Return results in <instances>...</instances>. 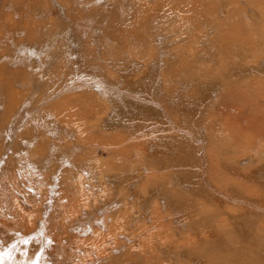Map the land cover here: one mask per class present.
<instances>
[{"label":"rangeland","instance_id":"1","mask_svg":"<svg viewBox=\"0 0 264 264\" xmlns=\"http://www.w3.org/2000/svg\"><path fill=\"white\" fill-rule=\"evenodd\" d=\"M252 1L0 0V264H264Z\"/></svg>","mask_w":264,"mask_h":264},{"label":"bare ground","instance_id":"2","mask_svg":"<svg viewBox=\"0 0 264 264\" xmlns=\"http://www.w3.org/2000/svg\"><path fill=\"white\" fill-rule=\"evenodd\" d=\"M248 3H249V0H246ZM252 1V0H251ZM227 2V1H226ZM252 2H256L255 0L254 1H252ZM252 5V4H251ZM239 27V26H238ZM217 76V75H216ZM218 78V77H217ZM222 79V78H221ZM251 79V78H250ZM226 82V81H225ZM224 82V84H227V82L225 83ZM255 86V85H254ZM262 96V95H261ZM264 97V96H263ZM258 101V100H257ZM256 101V102H257ZM264 102V101H263ZM259 103H262V102H259ZM254 104H256V103H253V105ZM252 105V106H253ZM262 105V104H261ZM256 106H258V104L256 105ZM254 107V106H253ZM260 107H262V106H260ZM255 109V108H254ZM259 112H261L260 111V109H259ZM256 113H258V112H256ZM261 113H263V114H261V115H258V116H256V119H255V123H256V125H257V128L258 129H260L261 131H259V132H261V133H263L264 134V112H261ZM262 138V140H263V137H261ZM262 149H263V147H262ZM263 200V199H262Z\"/></svg>","mask_w":264,"mask_h":264}]
</instances>
